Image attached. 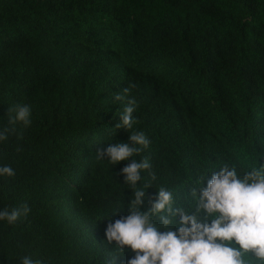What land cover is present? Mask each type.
Segmentation results:
<instances>
[{"label": "trees", "instance_id": "1", "mask_svg": "<svg viewBox=\"0 0 264 264\" xmlns=\"http://www.w3.org/2000/svg\"><path fill=\"white\" fill-rule=\"evenodd\" d=\"M130 99L133 127L115 129ZM17 105L29 125L10 123ZM5 129L0 166L15 175L0 176V210L30 211L0 220V264H107L118 250L106 227L133 190L120 174L130 161L98 150L131 132L150 140L133 157L152 165L138 186L157 177L141 211L160 186L192 211L199 179L264 165V0H0Z\"/></svg>", "mask_w": 264, "mask_h": 264}, {"label": "clouds", "instance_id": "2", "mask_svg": "<svg viewBox=\"0 0 264 264\" xmlns=\"http://www.w3.org/2000/svg\"><path fill=\"white\" fill-rule=\"evenodd\" d=\"M123 99L122 95L114 94V100ZM135 107V99L128 100L115 129L133 127ZM30 114V106L17 105L9 109V121L27 126ZM6 132L7 129L0 132V141L7 139ZM129 141L110 144L96 153V159L107 158L111 165L130 161L120 174L133 190L128 214L106 227L107 243L115 242L114 250H118L107 264H116L117 257H123L129 249L134 255L127 264H252V261L264 264V165L242 171L241 176L234 166L225 163L219 171L212 172L206 187L202 185L203 178L199 179L190 192L195 202L192 211L174 206L173 192L163 186L148 199L150 207L141 211L147 189L157 177L149 172L150 179L138 186L144 180L142 172L152 165L146 157L140 160L133 157L147 148L150 140L144 132H131ZM14 175L10 166H0V176ZM29 211L26 205L5 208L0 210V220L13 224ZM21 264L40 262L24 256Z\"/></svg>", "mask_w": 264, "mask_h": 264}]
</instances>
